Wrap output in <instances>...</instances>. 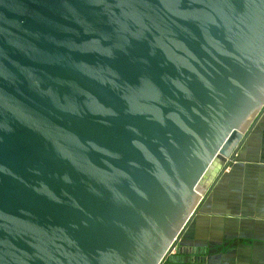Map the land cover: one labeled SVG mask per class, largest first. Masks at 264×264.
<instances>
[{"label":"water","instance_id":"95a60500","mask_svg":"<svg viewBox=\"0 0 264 264\" xmlns=\"http://www.w3.org/2000/svg\"><path fill=\"white\" fill-rule=\"evenodd\" d=\"M263 113L264 0H0V264L202 261Z\"/></svg>","mask_w":264,"mask_h":264},{"label":"crops","instance_id":"0c3cea01","mask_svg":"<svg viewBox=\"0 0 264 264\" xmlns=\"http://www.w3.org/2000/svg\"><path fill=\"white\" fill-rule=\"evenodd\" d=\"M258 122L234 165L217 179L198 208L200 223L210 219L216 224L211 228L214 239L219 243L227 238L238 243L237 248L227 255L206 256L198 264H264V114Z\"/></svg>","mask_w":264,"mask_h":264},{"label":"rangeland","instance_id":"374dc122","mask_svg":"<svg viewBox=\"0 0 264 264\" xmlns=\"http://www.w3.org/2000/svg\"><path fill=\"white\" fill-rule=\"evenodd\" d=\"M258 123L259 122H257L255 124V126H257ZM234 162H235V160H234ZM220 165H221V168L215 174V176H213L214 179L212 180V182L209 185L208 192L210 191L211 187L214 185L216 180L219 179L220 176L225 174L231 168L225 164H222L221 162H220ZM217 170H218V168H216V171ZM210 176H211V174L209 175V177ZM206 182H208V180ZM208 192H206V195L204 196L202 201L205 199ZM201 203H200V205H201ZM197 214H199V210H198ZM197 214L193 217V219L191 220L189 225L186 227L183 234L180 236L179 240L176 242V244L174 246L175 248L173 247V251H172L171 256L176 254L179 247H182V248L191 247L196 251L195 255L197 257L202 258V261L194 262V263L198 264V263H203L206 256L210 257L211 255H217V254L218 255H227L229 253H234V250L237 248L238 243H235L234 241H230L227 238L222 239V241L218 243L217 240L214 239V233L212 234V231H211V228L216 226V224L215 225L212 224L210 219L206 220L205 223H200L201 219H198ZM241 234H242V232H241ZM162 264H182V263H179V262L173 263L170 260L165 259L162 262Z\"/></svg>","mask_w":264,"mask_h":264},{"label":"bare ground","instance_id":"6f19581e","mask_svg":"<svg viewBox=\"0 0 264 264\" xmlns=\"http://www.w3.org/2000/svg\"><path fill=\"white\" fill-rule=\"evenodd\" d=\"M216 168H218L217 171H216ZM220 168H221L220 162L218 160H215L214 163L212 164V166L210 167V169L207 173V176L209 177L210 174H211L210 177L215 176V174L220 170Z\"/></svg>","mask_w":264,"mask_h":264},{"label":"flooded vegetation","instance_id":"af4514ba","mask_svg":"<svg viewBox=\"0 0 264 264\" xmlns=\"http://www.w3.org/2000/svg\"><path fill=\"white\" fill-rule=\"evenodd\" d=\"M184 257V256H183Z\"/></svg>","mask_w":264,"mask_h":264}]
</instances>
